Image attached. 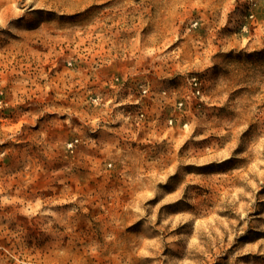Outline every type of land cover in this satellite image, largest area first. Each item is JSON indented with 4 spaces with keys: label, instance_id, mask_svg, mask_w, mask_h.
<instances>
[{
    "label": "rangeland",
    "instance_id": "rangeland-1",
    "mask_svg": "<svg viewBox=\"0 0 264 264\" xmlns=\"http://www.w3.org/2000/svg\"><path fill=\"white\" fill-rule=\"evenodd\" d=\"M0 264H264V0H0Z\"/></svg>",
    "mask_w": 264,
    "mask_h": 264
}]
</instances>
